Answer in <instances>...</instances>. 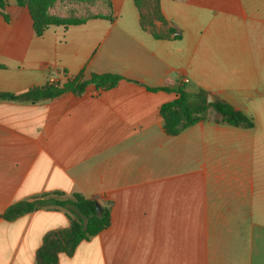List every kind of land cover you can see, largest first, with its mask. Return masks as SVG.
Returning a JSON list of instances; mask_svg holds the SVG:
<instances>
[{
  "label": "crops",
  "instance_id": "0c3cea01",
  "mask_svg": "<svg viewBox=\"0 0 264 264\" xmlns=\"http://www.w3.org/2000/svg\"><path fill=\"white\" fill-rule=\"evenodd\" d=\"M6 1L0 92L81 71L123 79L36 102L0 99V264H39L44 237L70 228L58 208L2 217L57 191L111 208L110 225L57 264H264V0H160L162 29L180 34L168 39L141 26L135 0H107L112 19L40 36L29 9ZM180 88L231 103L253 127L218 124L210 107L170 135L160 109Z\"/></svg>",
  "mask_w": 264,
  "mask_h": 264
},
{
  "label": "trees",
  "instance_id": "16d2710c",
  "mask_svg": "<svg viewBox=\"0 0 264 264\" xmlns=\"http://www.w3.org/2000/svg\"><path fill=\"white\" fill-rule=\"evenodd\" d=\"M51 0H16L17 4L27 7L33 20V27L37 35H42L49 26H72L86 22L88 19L105 16H94L82 20L49 19L45 15L47 3ZM139 9L140 23L143 28H153L157 22L168 24L160 9V0H135ZM7 5L6 0H0V8ZM112 19V16H106ZM175 28H170L166 35L154 34L155 38L168 39L180 38ZM177 33V34H176ZM0 67H2L0 65ZM123 77L118 74H92L89 79H83V72L61 83L52 81L42 87H32L21 93L0 92V99L36 102L44 99L59 97L65 93H83L89 85L97 90L114 88ZM149 91L168 90L166 88H150ZM178 97L165 103L160 113L165 122L166 131L170 135H177L188 127L206 119L207 110L212 107L215 111L213 121L218 124L235 127L251 128L254 123L243 111L235 108L231 103L217 99L214 103H208L206 92L191 94L180 88ZM97 200L87 198L80 193L66 196L57 191L46 193L31 200L21 201L11 205L2 215L5 220L11 221L17 217L41 209H63L70 219V228L49 232L43 240L42 246L37 251L39 264H57L60 254L71 256L76 247L83 241H88L105 230L111 222L110 206H102L99 214L96 210Z\"/></svg>",
  "mask_w": 264,
  "mask_h": 264
},
{
  "label": "rangeland",
  "instance_id": "374dc122",
  "mask_svg": "<svg viewBox=\"0 0 264 264\" xmlns=\"http://www.w3.org/2000/svg\"><path fill=\"white\" fill-rule=\"evenodd\" d=\"M110 13V3L107 0H51L45 8L47 18L59 20H82L94 16H107ZM162 22H157L150 29L154 34L166 35L167 32L162 29Z\"/></svg>",
  "mask_w": 264,
  "mask_h": 264
},
{
  "label": "water",
  "instance_id": "95a60500",
  "mask_svg": "<svg viewBox=\"0 0 264 264\" xmlns=\"http://www.w3.org/2000/svg\"><path fill=\"white\" fill-rule=\"evenodd\" d=\"M210 98H212V100ZM215 101H216L215 97L213 95L209 94L207 97V102L208 103H214ZM96 210L99 214L102 212V208H101V205L99 203H96Z\"/></svg>",
  "mask_w": 264,
  "mask_h": 264
}]
</instances>
